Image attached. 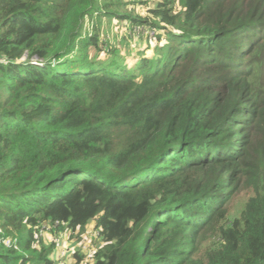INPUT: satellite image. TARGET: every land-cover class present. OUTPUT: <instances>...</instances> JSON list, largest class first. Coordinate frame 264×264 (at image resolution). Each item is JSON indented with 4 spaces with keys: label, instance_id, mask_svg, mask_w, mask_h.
Returning a JSON list of instances; mask_svg holds the SVG:
<instances>
[{
    "label": "trees",
    "instance_id": "16d2710c",
    "mask_svg": "<svg viewBox=\"0 0 264 264\" xmlns=\"http://www.w3.org/2000/svg\"><path fill=\"white\" fill-rule=\"evenodd\" d=\"M147 1L0 0V264H64L40 229L91 222L75 264H264V0ZM95 17L153 54L99 60Z\"/></svg>",
    "mask_w": 264,
    "mask_h": 264
},
{
    "label": "rangeland",
    "instance_id": "374dc122",
    "mask_svg": "<svg viewBox=\"0 0 264 264\" xmlns=\"http://www.w3.org/2000/svg\"><path fill=\"white\" fill-rule=\"evenodd\" d=\"M126 2L129 4L128 7H122L119 10V12H122V15H124L127 11L128 13L130 12L135 16H141L143 18L149 19L151 20L150 22L155 20H153V17L150 13V9L154 8V4L152 2H148L147 0H128ZM87 24L92 26L91 31L93 30L94 32L95 29L96 34H99L100 36V40L104 42V51L102 52L103 55H99V60L101 61H106L109 59V51L111 50H116L125 62L128 61L129 66H132L138 62L143 51H146V54L148 55L153 54V50L156 46V35L151 34L149 30L145 29V27V33L134 40L133 35H130V30H133L135 27L130 25L128 21L124 22L118 18L116 20L115 17H112L111 19L107 17H95L92 19L91 23ZM252 196L253 192L251 190L242 187L230 205L229 210L231 215H239L246 202ZM80 234H82L80 236V241L76 240V236L72 239L67 234L66 236H63L64 242L62 244V248L66 253V257L62 259L64 264H75L76 260L72 258V254L77 251L82 252V245H89V248L94 246L97 248L99 246V244L95 242L93 243L96 234L93 222L89 223L86 226L85 231ZM65 237H68L67 240H65ZM43 241H45L46 244L52 243L53 235L47 233L44 234ZM213 241V239L210 240V242ZM91 253L92 252H88V257L91 255ZM88 264H93V261H89Z\"/></svg>",
    "mask_w": 264,
    "mask_h": 264
},
{
    "label": "built area",
    "instance_id": "2783aa9c",
    "mask_svg": "<svg viewBox=\"0 0 264 264\" xmlns=\"http://www.w3.org/2000/svg\"><path fill=\"white\" fill-rule=\"evenodd\" d=\"M125 1H128V0H125ZM122 7L120 6L119 8H118V11L121 9ZM120 14L122 13V12H119ZM117 18L118 17H115V19L117 20ZM92 22V19H89V18H87V20H86V29L89 31V32H93V30L91 31V28H92V26H89L87 23H91ZM147 30H149L150 32H151V34H154V35H156V32L155 31H153V30H150V29H147ZM134 32V33H133ZM145 33V31H144V27H142V26H138V27H135L133 30H130V35L132 36L133 35V39L135 40V39H137V38H139L142 34H144ZM102 52L103 51H101L100 52V54L101 55H103L102 54ZM100 54H98V59L100 58ZM2 63H4V64H8V61H2ZM56 226H57V223H56ZM50 227L47 225H45L44 227H42V229H40V232H39V237H41V238H44V234H51V231H50ZM0 232H1V230H0ZM97 234H95V236H96ZM66 236V235H65ZM98 236V235H97ZM67 238L68 237H65V240H67ZM63 237L62 238H60V237H55V236H53V243L55 244V249H56V260L57 259H61V261H62V259L64 258V257H66V253L64 252V250H63V248H62V244H63ZM3 243H4V245L6 246V247H11V246H13V244H14V242L10 239V238H5L4 240H3ZM82 248V252H87V251H89V250H91L92 252H93V250L95 251V249H96V246H94V247H92V248H89V245H82L81 246ZM89 248V249H88ZM86 250V251H85ZM73 255V254H72ZM63 262V261H62ZM87 262V263H86ZM89 263V261H84V262H82L81 264H88Z\"/></svg>",
    "mask_w": 264,
    "mask_h": 264
}]
</instances>
